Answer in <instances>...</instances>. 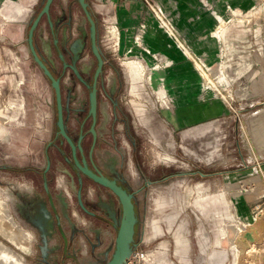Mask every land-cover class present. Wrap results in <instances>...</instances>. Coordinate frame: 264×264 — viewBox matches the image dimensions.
<instances>
[{"label": "rangeland", "instance_id": "obj_1", "mask_svg": "<svg viewBox=\"0 0 264 264\" xmlns=\"http://www.w3.org/2000/svg\"><path fill=\"white\" fill-rule=\"evenodd\" d=\"M51 14L66 60L80 70L87 66L84 78L90 82L95 59L85 41L88 23L78 1L55 0ZM105 24L101 18L97 21L98 40L107 31L110 37L103 56L111 64H105L100 77L95 161L138 190L140 219L130 264H165L166 260L173 264H264V230L258 227L264 219V204L251 213L255 202L264 201V0H149L134 41L138 52L151 54L137 39L143 24L145 38L151 30L163 33L174 50L154 52L153 64L134 55L128 60L115 55L112 45L118 41V30L115 24L109 23V28ZM12 27L7 22L0 31L4 35L0 39L1 161L7 154L16 156L28 142L31 129L47 118L41 104L43 91L29 80L26 62L30 58L16 52ZM41 32L48 37L51 59L62 76L64 98L69 102L68 131L77 138L88 91L71 70L61 73L62 63L46 20ZM38 45L41 48L39 39ZM154 74L160 85L151 83ZM7 75L18 82L9 85ZM185 91L192 92L191 97H185ZM160 100L169 102L170 108ZM159 125L168 131L158 132ZM5 129H9L8 139ZM52 138L56 142L48 150L52 161L49 184L71 241L70 252L81 264H105L115 248L118 223L108 209L115 211L119 221V202L107 189L84 179L82 199L92 213L86 216L76 199L77 175L70 151L60 145L62 139L55 131ZM37 193L45 197L42 180ZM40 197L35 196L36 206L31 207L38 210L40 224L28 218L29 224L22 226L17 222L21 214L12 205L16 201L0 189V198L16 223L14 229L31 234V239L24 240L29 248L19 247L2 234L0 241L23 264H76L62 254L63 241L53 214L51 227L43 229L46 203ZM199 204L213 208L202 213L194 207ZM151 220L160 227L154 234ZM245 223L247 232L256 234L255 246L244 245L246 250L241 246L240 251L225 238L227 230L222 228ZM177 236L189 240L188 262L176 258ZM0 264L12 262L0 255Z\"/></svg>", "mask_w": 264, "mask_h": 264}, {"label": "crops", "instance_id": "obj_2", "mask_svg": "<svg viewBox=\"0 0 264 264\" xmlns=\"http://www.w3.org/2000/svg\"><path fill=\"white\" fill-rule=\"evenodd\" d=\"M88 1L97 21L99 20V18H101V20L106 23L115 24L118 30V36H117L118 41L114 42L112 47H113V53L119 56V58H126L125 60H128L131 58L132 55H134V58L140 59L141 61L145 62V64H153L154 52H167V53L174 52V50L172 49L173 46L171 47L168 40L164 37L163 33L159 34L158 31L155 32L151 30L148 31L146 35V40H147L146 43L149 46L151 54L149 53H146L145 55L139 54L138 44L134 43V41L136 42V32H138L137 28L139 22L142 20L143 17V10L146 4L144 0H88ZM42 2L43 0H0V31L3 30L4 24L7 25V22L10 23V26H14L12 27L14 33L13 46L14 48H16V52H22L27 58H30V60L26 62L27 70H28L27 75H30L31 73V79L29 76V80L36 83L39 89L43 91L41 94L42 97L41 104L42 106H45L46 117H47L42 125L41 124L38 125L39 129L38 128L35 130L31 129V131L29 132L30 135L28 142L27 143L24 142L26 148L23 147L21 151L17 150L15 152V154L17 155L21 154L24 156L18 158V160H15L17 155L10 158V154H7L5 156L4 161L0 160V167L8 163L12 165H20V166H26L31 163L38 164L37 162L38 158L43 156L44 149L51 141L52 131H53V113H54L52 97H51L52 94L51 91L49 90L50 87L47 79L44 77V75L42 74L40 69L36 66V64H34V62L32 61L26 43L28 27L31 21L33 20V18L38 13V11L41 9L43 5ZM11 23L14 24L11 25ZM105 26L107 27L106 24ZM0 36H1L0 39L4 38V35L1 34V32H0ZM102 37H103L102 40L99 42V47L102 53L104 54L108 43L107 37L110 36L108 35L107 31H105ZM176 51L177 53L179 52V50ZM106 64H111V63L108 61L106 62ZM153 78H154V82L150 80L151 83H154L155 85H160L155 78V74ZM7 79L9 81V85L18 82L17 78L10 77L9 75H7ZM164 92L165 93L167 92L165 88H164ZM184 95L187 98L191 97L192 92L185 91ZM200 97L201 96H199L198 98ZM162 104L165 107L170 108L169 102L166 104L162 102ZM163 127L166 126L159 125L157 131L158 132L168 131L167 127L166 130ZM2 131L3 130L0 129V132ZM4 131L6 135L7 134L6 132L8 130L5 129ZM16 136H18V134ZM3 178H4V173L2 170H0V186H1L0 189L2 193H5L6 191L5 189L7 188H4L2 184ZM20 186H22V188ZM20 186L17 185L16 188H18L19 190H21V192H23L24 200L26 203L31 198H34L33 196L40 197L39 194L37 193V187L34 182L20 184ZM251 187L256 188V186L252 184ZM262 197H264V195ZM259 201L261 203L257 204V202H255L256 206L251 207L252 209L251 213H255L257 209L261 207V204H264V201H262L261 199ZM194 207L199 212L202 213H207L211 208H213L211 205H201V204ZM260 214L261 213H258V215ZM227 225L228 224H226L222 229H226ZM258 227L259 230L261 229L263 232L264 223L263 225L260 224ZM150 228L153 234L160 230V227L157 224H155L153 220L150 221ZM175 241L177 243V249L175 252V254L177 255L176 258L182 263L188 262L190 259L189 256L187 255L190 249V243L188 238L177 236ZM220 243L221 241L219 240H216L215 242L216 245H220ZM165 264H173V263H170V261L166 260Z\"/></svg>", "mask_w": 264, "mask_h": 264}, {"label": "flooded vegetation", "instance_id": "obj_3", "mask_svg": "<svg viewBox=\"0 0 264 264\" xmlns=\"http://www.w3.org/2000/svg\"><path fill=\"white\" fill-rule=\"evenodd\" d=\"M43 5H44V3H43ZM43 5H42V7H43ZM52 7H53V5H52ZM52 7H51V11H52ZM39 11H38V13H39ZM51 19L53 21V29L51 28V26H50V24L48 22V19L46 17H44L42 19V21L40 22L38 28L36 29V32H35V35H34V43H35L36 49H37L38 53L40 54V56L44 59V62L46 63V65L48 66V68L50 69L52 74L55 76V78H59L60 79L65 130H66V133L68 134V136L71 138L72 142L75 145V154H76L77 160L80 162V164H82L83 166L86 165L89 169H91L95 173H97V170H99L106 177L114 179L127 192L133 193L134 197H133L132 200L134 202L135 211H136V215H137V221H136V224H135L134 239H133V241L131 243L132 252H133V249H134V246H135V239H136L137 232H138L139 219H140L139 218L138 205H137V201H136V194L138 193V190H132L131 188H129L126 184L121 182L116 176L111 175L110 173H108L105 170H103L102 168H100L98 166V164L96 163V161H95V151H96V147H97L98 139H99V137H98V122H99V113H100V104H99L100 88H99V84H100V77H101V75H102V73L104 71V67H105L106 61H105V64L103 66L102 72L98 76V81H97V112H96V123H95V126H94V130H95V134H94L92 132L93 116L90 114V91H91V86H92V83H93V76H94L95 70L97 68V61H96V58H95V56L93 55V53L91 51V47H90V43H89V25H88V33H87V36L85 38V41H88V46H89L90 52H91L92 56L95 59V67L93 69L90 82H88L84 78V74L88 73V70H89V68L87 66L83 70H80V69H78L76 64L70 63V62H68L66 60L65 55L62 52L61 47H60V41H59V38H58L57 33H56V21L53 20L52 14H51ZM43 20L47 21V24H48V26L50 28V33H51V36H52L53 46L55 47V50L58 52L59 60L62 63L61 64V73L65 74L67 70H71L76 75V77L78 78L79 83L82 84L88 91L87 103H86L87 104L86 115H85V117L83 118V120H82V122L80 124L79 135H78L77 138H74L70 134V132L68 131V128H67L66 114L69 111V102H67L65 100V98H64L62 76L58 75V73L56 71V65L51 59L52 58V56H51V50H52L51 48L52 47H51L50 43L48 42V37L45 36L44 33H42V32H41V34L39 33V28H40V25L42 24ZM32 21H31V23H32ZM31 23H30V25H31ZM30 25H29V28H30ZM29 28H28V31H29ZM28 31H27V37H28ZM38 39L41 42V48L38 45ZM26 43H27V47H28L30 56L32 58V61L34 62V64H36V62L34 61V59L32 57V54L30 52L29 45H28V42H27V38H26ZM98 44H99V40H98ZM101 53H102V51H101ZM61 55H62V57H61ZM102 55H103V53H102ZM36 66L40 69V71L42 72L44 77L47 79V81L49 83L50 91H51V94H52L51 97H52L53 112H54L53 113L52 137H53V133L55 131L56 136L59 137L60 139H62V142L60 143V145L61 146L65 145L69 149L70 156H71V158H70L71 166H72V168L74 169V171L76 172V175H77L76 186L78 187V190H77V193H76V199H77V202L79 204V208L84 212V214H86V216L92 215L91 211L85 206V204L83 203V199H82V193H83V188H84V179H86V180H88V181H90V182H92V183H94V184H96L98 186H101V187L107 189L108 191L113 193V195L117 198V200H118V197L110 189L102 186L101 184L95 182L93 179H91L89 176H87L77 166V164L75 162L72 146L67 141V139L64 138L59 133V127H58V124H57V121H58V108H57V100H56L55 89L52 86V83H51L50 79L44 74L42 69L37 64H36ZM52 137H51L50 143L44 149L43 156L38 158V160H37L38 164L31 163V164L26 165V166H20V165H12V164L8 163V164H4L2 167H0V170H2L3 173H4V178L2 180V184H3L4 188H7V189H5L6 190L5 193L7 194L8 198H12L13 202H14V200L16 201V203L12 204V205H13V207H15L14 209H17V211H18L17 213L21 214V218H19L17 216V220H18V223H20L22 226L23 225L25 226V224L26 225L29 224L30 220H32L31 223H33V224H40L39 220H36V218H38L39 215L36 213L38 211L37 209L36 210H34V209L32 210L31 209V207L34 208L36 206L35 202H34L35 200H33L35 198V196H33L34 198H31L26 203L25 200H24L23 192H21V190L16 188L15 184L18 183V185L20 186V184L29 183V182L33 183L34 182L36 187H37V189H38V185H39L40 181L42 180V188H43V192H44L45 197L41 198L42 197L41 196L39 201H41L43 199L44 203H46V208H44V210H43V215H44L43 216V218H44L43 223L44 224L42 225V227H43V229H47L48 227L49 228L51 227V224H52L53 220L51 219L50 213L53 214V215H54V213L51 210L50 201H49V197H48V192H47V190L45 188V183H47L48 190L52 194L51 189H50V184H49V171L52 168V161H51V158H50V154L48 153V150L53 145H55V142H56V141H54V139ZM86 139H89V141H90L89 144L86 143ZM42 160H45V161L41 162ZM41 165H44V166H41ZM42 167H44V168H42ZM146 183H147V181L144 182V185H147ZM20 187L22 188V186H20ZM52 196H53V194H52ZM53 199H54V196H53ZM36 200L38 201V199H36ZM54 202H55V199H54ZM118 202H119V200H118ZM42 204H43V201H42ZM55 205H56V202H55ZM119 206H120V203H119ZM39 207H41V204H39ZM43 207H44V204H43ZM48 207H49V209H48ZM120 208H121V206H120ZM108 210H109V213H110V217H112L111 219H116L117 220V222H118L117 223V230H118V225H119V221H120L121 215L119 216V221H118L117 214L115 213V211L113 209H108ZM24 212H27L29 214L28 215H24ZM57 212H58V210H57ZM28 218L30 220H28ZM54 218H55V215H54ZM55 220H56V218H55ZM111 221H113L112 224L114 225L115 224L114 220H111ZM61 224H62V221H61ZM56 228H57V224H56ZM57 230H58V228H57ZM63 230H64V228H63ZM58 232H59V230H58ZM64 232H65V230H64ZM59 234H60V232H59ZM65 234H66V232H65ZM116 235H117V231H116ZM60 236H61V234H60ZM61 238H62V236H61ZM66 238H67V253H68L69 256L66 257L65 254H64V245H65V243H64V240L62 238V241H63V249H62L63 253L62 254H63L64 258L70 259V260L74 261L76 264H81V262L79 261L78 256L76 254H73V253L70 252L71 241H70L69 237L67 236V234H66ZM115 239H116V236H115Z\"/></svg>", "mask_w": 264, "mask_h": 264}, {"label": "water", "instance_id": "obj_4", "mask_svg": "<svg viewBox=\"0 0 264 264\" xmlns=\"http://www.w3.org/2000/svg\"><path fill=\"white\" fill-rule=\"evenodd\" d=\"M82 12L84 13V16L88 22L89 25V43L91 47V51L93 55L96 58L97 61V68L95 70L94 76H93V83L91 86L90 91V114L93 116V125H92V132L95 134L94 126L96 123V112H97V81L98 76L102 72L103 66L105 64L104 57L101 53V50L99 48L98 44V26L96 18L92 12V9L90 7L88 0H77ZM54 3V0H45L43 7L39 11V13L36 15V17L33 19L29 31H28V37L27 42L29 45L30 52L32 54V57L36 64L42 69L44 74L50 79L52 86L55 89L56 93V100H57V108H58V127H59V133L67 139V141L70 143L73 149L74 158L77 166L79 169L82 170L87 176H89L91 179H93L95 182L101 184L102 186L110 189L112 192L116 194L118 197L120 206H121V218L118 225L117 235L115 239V249L112 253L111 258L105 263V264H128V259L131 257L132 253V247L131 243L134 239V233H135V224L137 221V215L135 211V205L133 202V193L127 192L122 186H120L114 179L106 177L104 174H102L99 170H97V173L89 169L86 165L83 166L80 164V162L76 158L75 154V145L72 142L71 138L68 136L65 130L64 125V117H63V104H62V93H61V85H60V79L55 78V76L52 74L46 63L44 62V59L40 56L38 53L35 43H34V35L36 32V29L38 28L40 22L44 17L48 19V22L53 29V21L51 19V7ZM62 57V55H61ZM203 176H206V174L201 173ZM148 183V182H147ZM146 183V184H147ZM45 188L48 192V197L50 201L51 210L55 215L56 218V224L57 228L64 240V254L65 256H69L67 253V238L66 234L63 230L60 215L57 212V207L55 205L54 199L50 191L48 190V185L45 183Z\"/></svg>", "mask_w": 264, "mask_h": 264}, {"label": "bare ground", "instance_id": "obj_5", "mask_svg": "<svg viewBox=\"0 0 264 264\" xmlns=\"http://www.w3.org/2000/svg\"><path fill=\"white\" fill-rule=\"evenodd\" d=\"M113 29L116 30L115 28H113ZM146 34H147V32H146ZM137 39L142 46H144L148 51H150L149 46L146 43L147 40L145 38V27L140 28V32L137 36ZM217 75L220 76L219 73ZM2 119H0V120H2ZM257 121L258 120H256L255 122H257ZM6 133L7 134L5 135V138L8 139L9 138V129ZM263 220L261 223L262 225L264 223ZM14 224L16 225V223L12 219V216L9 212L8 207L6 206L5 201L0 198V234L5 236L6 238H9V240L16 243L19 247L29 248V246L25 243L27 241L24 242V240L31 239V234L27 233L24 230L14 229V227H13ZM245 225H248V224L245 223L241 227H237L234 224L228 225L226 228L227 231L225 234V236H226L225 238L229 239L233 244L235 243L236 247L238 246L240 248L242 246V248H243L244 245L247 246L249 244V246L253 248L255 246V244H252V242L255 241L254 237L256 234H254L255 232H252V231L247 232V228L245 227ZM244 249H245V247H244ZM242 250L243 249L240 248V251H242ZM0 255L3 258H5L6 260L11 261L12 264H23L22 260H21L22 258L17 256L13 250L7 248L1 241H0Z\"/></svg>", "mask_w": 264, "mask_h": 264}, {"label": "built area", "instance_id": "obj_6", "mask_svg": "<svg viewBox=\"0 0 264 264\" xmlns=\"http://www.w3.org/2000/svg\"><path fill=\"white\" fill-rule=\"evenodd\" d=\"M146 3H149V0H144ZM111 26V24L109 25V23H108V25H107V27L109 28ZM255 218V217H254ZM131 263V261H130V258L128 259V264H130Z\"/></svg>", "mask_w": 264, "mask_h": 264}]
</instances>
